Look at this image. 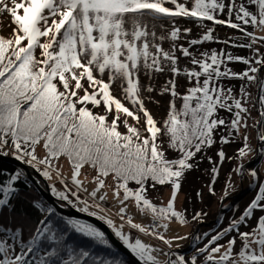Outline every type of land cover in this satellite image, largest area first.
Listing matches in <instances>:
<instances>
[{
  "label": "snow or ice",
  "instance_id": "6c2138e0",
  "mask_svg": "<svg viewBox=\"0 0 264 264\" xmlns=\"http://www.w3.org/2000/svg\"><path fill=\"white\" fill-rule=\"evenodd\" d=\"M4 15L11 31L0 32V156L11 155L48 180L52 161L66 157L76 190L57 169L64 189L52 185L53 195L106 223L139 264H264V214L255 215L264 213V175L256 168L247 169L256 185L254 198L213 234L204 232L206 242L192 255L179 251L178 242L187 240L188 234L167 235L173 221L190 222L187 210L176 207L182 182L197 166V154L216 143L219 129L227 130L219 136L223 144L231 143L243 129V143L235 157L219 149V164L207 157L213 165L207 186L211 195H216L214 185L225 159L238 161L233 173L243 176L245 159L253 154L264 157V79L258 75L264 74V0H0V16ZM177 18L192 19L202 34L189 39L193 29L181 28ZM205 22L238 30L246 42H238L239 37L217 40L215 27ZM205 42H231L251 55L193 50ZM181 56L188 66L181 67ZM229 62L246 68L233 71ZM166 72L171 78L160 94L172 99L160 122L147 107L149 102L159 103L152 99L156 89L144 79L152 81ZM179 77L190 85L183 92L178 91ZM224 78L246 81L239 95L221 83ZM250 84L259 89L258 98L248 90ZM257 99L259 118L253 119ZM221 110L230 119L219 116ZM250 129L256 131L254 138ZM39 147L46 150L43 157ZM171 150L175 157L168 154ZM86 165L96 172L91 191L79 179ZM23 175L20 169L0 171V264H123L70 244L74 231L112 247L105 231L91 223L68 217L62 218L63 224L54 222L52 207L36 204L45 215L25 233L15 221L12 203ZM109 177L118 205L115 214L102 203L108 200ZM158 187L170 189L166 202L151 198L150 190ZM233 190L230 173L220 200ZM81 191L91 203L81 198ZM195 195L203 198L201 191ZM130 200L140 214L151 217L150 224L135 222L129 214ZM5 212L12 218L8 222ZM207 215L195 211L191 222L202 223Z\"/></svg>",
  "mask_w": 264,
  "mask_h": 264
},
{
  "label": "rangeland",
  "instance_id": "374dc122",
  "mask_svg": "<svg viewBox=\"0 0 264 264\" xmlns=\"http://www.w3.org/2000/svg\"><path fill=\"white\" fill-rule=\"evenodd\" d=\"M177 22L181 28L191 27L193 29L191 37L193 38H198L202 34L203 30L199 28L198 25L195 23V21H193L190 18H177ZM205 23L207 24L208 27H211V26L215 27V32H214L215 37H225L226 38L227 36L231 37V36L238 35L236 33V30H233L227 26L209 25L208 22H205ZM165 24L167 26V22H165ZM9 25H10L9 18L6 15L0 16V32H2L3 34H8L11 31V27ZM165 46L167 47V45ZM184 66H188V60L181 56V67H184ZM258 75H260L261 79L264 78V74H258ZM170 78H171L170 73L166 72L163 75L157 74L155 79L152 81H148L147 79H144V83L145 84L147 83L156 84L159 88H162L165 85L166 81ZM177 79H178V86L180 87L181 86L185 87L188 84L186 82V78L184 77H179ZM249 90L254 97L259 96V89L254 84H251ZM152 99L153 101H159V103L149 102L147 104V107L154 115V118L158 121L159 118L164 117L165 113L167 112V105H166L167 98H163L162 95H160V93L157 91L154 95H152ZM255 105L256 106L260 105L258 102V99L256 100ZM89 107H91V105H89ZM99 111H102V109H99ZM251 116L254 119L253 114H251ZM130 122H133V121H131L130 119ZM121 130L125 131L122 128ZM248 134L254 138L256 136V131L254 129H250ZM242 135L240 136V138H242ZM252 142H253L254 147H258V141L253 139ZM224 148H225L224 150L226 152L227 157H235L236 150L238 149V147L236 149L234 145L227 144ZM44 152L45 150L42 147L38 148V154L41 157L45 155ZM257 155L258 154H253L249 158L245 159L244 163H245L246 170L243 176L233 173V169H235L238 161H236L235 159H225L222 165H220L219 176L214 185L215 190H216V195H211L208 192L207 186L209 184L207 183V185L204 186L205 190L202 192L203 198L201 199L199 197L197 204L195 206H192L193 208L191 207V205H187V203L185 202V199L183 198L184 197L183 194L179 193L178 200L176 202V207L178 210H185V209L187 210V216L190 222L187 225H181L178 221H173L172 224L170 225V229L168 230L167 235L172 236V235L188 234L189 238L187 240L178 242L181 245L179 251L182 254H184L186 257L192 255L196 247L202 246V244L206 242V239L202 237V234L204 232H209L210 234H213L222 225H226L227 221L230 218H232L233 216H239L242 213L243 209L246 207V205L250 203L252 198H254V195L256 192V185L255 183L250 182L251 178L248 176L247 169L256 168L257 170L261 172L262 175H264V157L259 155L256 162L250 163V162L255 161V159L257 158ZM217 164H219V161L217 162ZM57 169L63 174V177L67 180L68 187L72 189L73 191H75L76 186L72 184L71 182L70 163L68 162L67 158L63 156L60 157L58 160L54 159L52 161V179L48 180L47 178L44 177L46 181L48 182L47 184H49L50 190H51L52 185H55L60 190L64 189V185L60 183L59 178L56 176ZM205 171L206 170H204V172ZM230 173L232 174V177H233L234 190L230 192V195L226 199L221 201L220 196L222 195V190L225 187V184L228 180ZM93 175H94L93 170L89 172H85V170L82 169L80 177H79V179L83 181V187L87 188L88 191H91L95 187V181L92 178ZM207 175H208V172H206L205 177ZM107 182L108 180L106 181V183ZM219 186H221L222 188H220ZM240 190H242V192ZM105 191H107L108 193V200L105 202H102L103 206L107 209H110L111 212L115 214L117 212L118 205L113 198L111 186L106 187ZM169 192H170V189L166 188L165 191H163L162 196L158 197L159 201L166 202L167 199L169 198ZM238 192H241V195H239V199L235 200L234 195H236ZM79 195L81 196L82 199H89V202L91 203V199L88 198L87 194L84 191H81ZM54 197L57 200H59L56 196ZM128 205H129V214L133 216L135 222L143 223L145 225L151 223V217L140 214L138 209L135 207L133 201L130 200L128 202ZM225 205H227V207H225ZM74 208L76 209V211L78 210L77 207H74ZM200 210H203L208 213L205 220L202 223L191 222V215L195 211H200ZM260 214H264V213H260L259 211L255 213V215L257 216ZM221 217H223L224 219L221 220L220 219ZM217 220L219 222H215ZM241 230H246V229L242 228ZM125 231H129V229L126 227ZM131 231L134 236L139 235L142 239L148 241L149 243L153 245L166 248L165 245H163L161 242L155 240L154 238L150 236H145L141 233L136 232V230H131ZM197 235H200L202 239L196 240L195 236ZM173 247L175 248V245ZM161 258L163 259L164 257H161Z\"/></svg>",
  "mask_w": 264,
  "mask_h": 264
},
{
  "label": "trees",
  "instance_id": "16d2710c",
  "mask_svg": "<svg viewBox=\"0 0 264 264\" xmlns=\"http://www.w3.org/2000/svg\"><path fill=\"white\" fill-rule=\"evenodd\" d=\"M221 18H224L223 14L221 15ZM208 24L213 25L212 22H208ZM249 30L251 31L252 29L249 28ZM236 33L238 34L236 36H231V37L227 36L226 38L225 37H216V38L217 40H220V41L228 39V38H231V41H237V38L239 37L238 42H246L245 38L239 33L238 30H236ZM191 38L193 37L189 36V39ZM211 49H216L217 51H219L220 49H224L226 52H230L233 55H240V56H250L251 55L250 50L233 47L231 42L228 45H225L219 42H205L203 45L195 46L193 50L196 52H200V51H205V50L210 51ZM228 67L232 68L233 71H237V72L243 71L246 68V66L240 62H229ZM221 83L226 88L231 87L234 93L236 95H239V88L242 84L246 83V81H242L240 79L224 78L221 80ZM153 86L155 87L156 91L152 95H154L157 91L160 93L161 88H159L156 84H153ZM189 86H190L189 84H187L185 87L178 86V91L183 92ZM250 86L251 84L248 86V90L250 89ZM162 97L167 98L166 105H167V111H168V103L172 98L167 93L163 94ZM180 103L181 101L177 100V104L179 105ZM259 110H260V105L259 106L255 105L251 113L253 114L254 119L259 118L258 117ZM219 116L224 117L225 119H230V114L225 112L224 110H221L219 112ZM166 117H167V112L165 113V116L159 118L158 121L162 122L164 119H166ZM252 122L253 120L250 119L249 124L251 125ZM121 128L123 129L122 126ZM226 131L227 130L222 127L216 132L215 134L216 143L211 148H206L202 150L201 153H198L197 156L194 158V163L197 166L193 168L192 170L186 172L185 174V177L182 182V191L180 193L183 194L184 196L183 198L185 199V202L187 203V205H191V207L195 206L198 202L199 197H197L195 193L197 191L203 192L205 190L204 186H206L207 183L209 184L211 182V178H212L211 177V167L213 165L207 159V157H212L213 161L218 162L216 152L221 148L225 149L224 147L227 145V144H223L220 142L219 136L221 134H225ZM243 133H244V130L241 129V134L239 135L234 134L232 142L229 144L234 145L236 149L237 147L238 148L241 147L243 140L242 138H240V136ZM168 154L172 157H175L176 152L175 150H171ZM83 169L85 170V172H89L93 170L94 175L92 176V178L94 179V177L96 176V172L94 169H92L90 166H87V165ZM15 170H17L15 166L11 165L8 162L0 160V171L6 172V173H14ZM204 170L206 171L204 172ZM206 172H208V175L205 177ZM107 180H108L107 182L108 186H111L113 183L111 177L107 178ZM17 186H18L19 191H18L16 198L12 201L13 206L15 208V213H14L15 221L16 223L23 225L24 231L25 233H27V231L31 230L35 222L38 219L43 218L45 215V213L40 212L39 208L36 207V204H40L44 206L45 208L51 207V206L48 205V203L44 201L41 195H39L40 193L37 191L35 186L32 185V183L28 179H26L24 176L22 177L21 181L17 183ZM219 187L222 188L221 186ZM166 188L167 187H158L155 191L150 190V195H151V198L154 200V202H157V203L161 202L159 201L158 197L162 196V193L163 191H165ZM0 198H2V194H0ZM59 203H61V205H64V203L61 201H59ZM63 217H66V216L61 215L54 209V214H53L54 222L59 221L61 224H63V221H62ZM4 219L6 222H8L12 218L8 215L7 212H5ZM215 222H219V221L217 220ZM70 237L71 238L69 240V243L72 244L74 247H77L78 249L84 248L86 250H90L94 256H99L105 259L117 258V259H120L123 262V264H130L128 258L124 254H121L120 251L116 250L113 246L111 248H108L104 245H100L97 242L92 241L91 238L84 237L81 234L75 233L74 231L70 233Z\"/></svg>",
  "mask_w": 264,
  "mask_h": 264
},
{
  "label": "water",
  "instance_id": "95a60500",
  "mask_svg": "<svg viewBox=\"0 0 264 264\" xmlns=\"http://www.w3.org/2000/svg\"><path fill=\"white\" fill-rule=\"evenodd\" d=\"M258 157L259 155H257L255 161L250 163L256 162ZM0 160L8 162L11 165L15 166L17 169L22 170L24 173L23 176L28 179L32 183V185L35 186L37 191L40 193L39 195H41L44 201L48 203V205L53 207L58 213L68 218L79 219L87 223H91L101 230L105 231L110 244L116 250L120 251L121 254H124L128 258L130 264H139L137 258L133 254H131V252L123 245V243H121V241L114 235V233H112V230L107 226V224L103 223V221L97 219L96 217L88 215V213L86 214L83 212H79L78 210L76 211L74 207H72L71 205H67V203L65 204V202H63L64 205L62 206L61 203H59V200H57L51 193L49 184H47L48 182L46 181V179L33 168L21 161L16 160L11 155L0 156ZM240 191L242 192V190ZM241 192H238L236 195H234L235 200L239 199V195H241Z\"/></svg>",
  "mask_w": 264,
  "mask_h": 264
}]
</instances>
